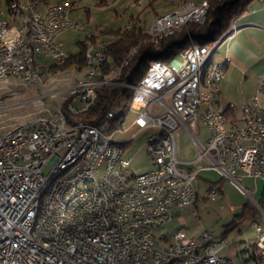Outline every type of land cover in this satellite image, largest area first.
<instances>
[{
    "label": "built area",
    "instance_id": "1",
    "mask_svg": "<svg viewBox=\"0 0 264 264\" xmlns=\"http://www.w3.org/2000/svg\"><path fill=\"white\" fill-rule=\"evenodd\" d=\"M41 1L54 2V11H34L29 0L17 1L23 4V14L16 35L7 34L8 12L0 22L5 24L0 47H7V54L0 55V72L12 76L13 87L22 93H29L33 87L41 92L40 82L51 70L48 59L52 64L67 61L69 54L56 39L66 29V22L84 29L83 23L69 16L81 7V1ZM204 7L206 0H192L175 12L157 17L153 29L179 23L180 16L203 20ZM35 27H42V34H35ZM233 29L232 24L208 44L191 43L174 61L148 64L143 78L132 87L131 108H127L134 114V135L122 137L126 112L118 102L101 117L89 120L86 130L73 131V137L57 143L56 150H45L47 135L66 128L64 118H76L80 107L94 104L95 93L103 85L97 84L93 72L88 81H72V77L60 81L47 102H41L42 110L31 122L0 127V264H238L220 254L229 241L207 230L197 235L183 229L170 234L158 232L176 210L194 202V181L204 165L214 168L222 179L233 181L246 194L242 175L264 183V73L244 115L234 120V127H227L223 119L214 121L206 109V102H214L216 114H221L217 102L224 76L222 66L212 62L205 72L203 92H196L194 87L205 49L214 48L215 52ZM23 32H30L28 60H32V75L15 79V71L23 68L18 65ZM108 45L92 46L90 62L102 64ZM41 48H48V55H41ZM37 57L42 60L37 61ZM89 80H96V87H89ZM114 87L124 88V81ZM8 95L0 94V100ZM8 104L23 103L16 98V103ZM112 112H119V125L112 136H104L101 123ZM198 122L208 131L204 143L196 137ZM180 127L197 147L195 165L189 170L179 168L182 161L175 154L174 133ZM144 130L151 166L135 172L124 147ZM107 137H116V144L106 145ZM78 149H85L84 163L56 181L40 214L38 237H30L28 223L36 189L51 168L73 160ZM206 194L216 200L219 187H208ZM253 203L260 207L255 200ZM253 227L255 238L242 244L240 254L243 264H264V231L258 222H253ZM178 234L189 235V242H179Z\"/></svg>",
    "mask_w": 264,
    "mask_h": 264
},
{
    "label": "crops",
    "instance_id": "2",
    "mask_svg": "<svg viewBox=\"0 0 264 264\" xmlns=\"http://www.w3.org/2000/svg\"><path fill=\"white\" fill-rule=\"evenodd\" d=\"M144 1L145 0H142L141 2ZM168 1L169 0H164L165 3ZM170 1H175V6L169 10L176 8L183 0ZM2 2L4 4L7 3L6 0H0V3ZM157 2H159V10L153 6L154 3ZM85 3L86 2L84 0H81V7L72 11L78 12V14L83 13L84 11L86 19L88 20L89 11L87 9H90V7H86L84 5ZM94 3L102 7L110 6V8L114 9V16H116L118 14L116 5L125 3L127 4L126 7H129L130 0H95ZM132 3H136L135 0H132ZM147 5L153 8V17L157 14L169 11H162L164 4H162L160 0H148ZM130 18H134L135 20L139 19L138 16L134 17L132 15L129 17V19ZM232 24L234 25V29L227 37L223 38L219 42L216 49V51L219 52V60L216 63H219L222 66L224 74L219 86V98L217 104L221 110L226 112L230 119L237 120L244 115L245 109L247 108V105L249 104V101L257 87L259 77L264 73V2L253 1L245 11H243L234 19ZM103 27L104 29H110L106 28L105 26ZM92 34H86L84 37ZM101 34L105 36L101 39L105 38L112 40L115 38V36L107 33ZM97 39L98 37L96 40ZM41 60V57H37V61ZM214 106L216 107V104ZM228 117V121L230 123H234V121L230 120ZM174 137L175 154L176 157L182 161V163L179 164V168L182 170H189L195 165L193 160L197 154V147L182 127L175 131ZM196 137L200 142L204 143L208 138V131L206 136H203V138L199 137L198 135H196ZM150 166L151 163L148 160V163L146 162L145 167L137 169L135 172H143L149 169ZM243 178H247V180L251 181V184L254 187L253 189L258 195V198L256 200L253 199L252 202L254 200L257 201L263 198L264 183L259 179H253L246 175H242L241 181ZM223 180L224 179L220 177L219 173L214 168L204 165V167L199 170L198 177L194 181L196 192L194 202L191 205L178 209L173 213L171 220L166 225H164L166 230L165 233L170 234L176 229H183L188 234L197 235L201 231L207 230L216 237H223L226 239L230 231L237 229L241 223L246 221L242 220L232 230L226 234H223L225 225L231 222L236 215L241 213L244 203L249 200L246 199L244 202H242L241 193H237L236 195L227 194L224 190ZM212 185H217L219 187V196L214 201L210 200L206 194L208 187ZM223 200L226 201L228 206L233 211L234 209L239 210L238 212L234 213L232 219L223 226L221 234L215 235L213 228L220 221V213L217 212L215 203L221 202ZM239 206L240 208H238ZM187 216H190L189 222L186 219ZM249 221L250 225L247 230L249 231L248 236L238 239V241H229L230 244L225 246L220 251V254L223 256L232 257L238 264L244 263L240 254L241 245L245 241H249L251 243L256 235L255 228L253 227V222L255 221ZM260 226L264 231V225L260 224ZM237 230L238 233H241V230Z\"/></svg>",
    "mask_w": 264,
    "mask_h": 264
},
{
    "label": "rangeland",
    "instance_id": "3",
    "mask_svg": "<svg viewBox=\"0 0 264 264\" xmlns=\"http://www.w3.org/2000/svg\"><path fill=\"white\" fill-rule=\"evenodd\" d=\"M31 1H34V0H31ZM78 1H81V0H78ZM84 1L86 2L84 5L86 7H90V9H87L89 11V19L88 20L86 19L84 11H83V13H79V14H78V12L72 11L70 13V17L77 22L83 23L84 27L86 25L85 29L79 30L76 27H67L65 30L59 32L56 35V39L62 42L64 50L68 54L78 51L77 42L79 40L83 39L84 35H86V34H92V33L93 34H99V36H98L99 40L97 39L96 41H94V43L99 42L101 38L105 37L104 35L101 34L102 32H100L98 30L99 26H101L102 28H103V26H105L106 28L115 29V28L123 27L127 23V27L130 28L129 25H131V23H129L128 21L130 19H134V18L129 19V17L132 15L134 17L138 16L139 19L138 20L136 19L137 24L144 27L145 31H146L149 23L154 19V17L157 15H160V14H157L153 17V8H151L150 6L147 5L148 0H145L144 2H141L142 0L141 1L136 0L135 1L136 3H132V0H130L129 7H126L127 4H125V3L117 4L116 10H117L118 14L116 16H114V9L110 8V6H104V7L98 6V5H96V3H94L95 0H84ZM160 1L162 2V4H164L162 7V11L169 10L170 8H173L175 6V1L169 0L166 3L164 2V0H160ZM186 1H192V0H183L181 2L185 3ZM50 3L48 2V4H50ZM158 3L159 2L154 3V5H153L157 9L159 8ZM182 3H180V5H178L176 8H174V10L178 9ZM12 5L13 4H10V3L9 4H6V3L4 4L3 2L0 3V7H1L0 9H2V11H3L2 15L0 16V19L3 18L4 12H8L7 6L11 7ZM172 10L173 9L166 11V12H163V13H161V15L168 13ZM9 19H10V17L8 16V20ZM14 24H15V22L12 25L11 24H9V25L16 27ZM184 26H182V27H184ZM11 33H12V31H10V34ZM107 40H109V43H110L111 39H107ZM94 43L93 42L88 43L86 48H85V51L87 50V48L90 45H92ZM133 48H135V50L131 51V50H133ZM133 48H131L129 50L127 57L125 59H127V58L129 59L130 55H132L133 52L136 51V47H133ZM106 58H107V53L105 56V60H106ZM211 59L213 62H217L219 60V52L213 51L211 54ZM105 60L102 62V66L107 67V68L109 67V69H110L113 64H111V65L109 64L110 65L109 66L108 64H106ZM46 62L48 65H51V66H61L62 65V64H59V65L55 64L54 65V64H52L51 60H49V59ZM84 62H85V53H84ZM84 62L81 65H73L65 71H60L59 69L56 70L54 67H51V71H53V72L47 74V77L44 79L43 82H40V85L42 83H45L44 91L46 93H48L49 91H51V89H54V87L59 85L60 81H65L69 75L76 74L78 72V69L82 70L81 67L84 66V64H85ZM115 66H117V65H115ZM117 67H119V66H117ZM59 76H62V78L58 80ZM15 79H18V78H15ZM53 81H54V83H53ZM9 88H11V91H9ZM40 89H43V86H40ZM29 90H30L29 93H22V91H20V89L18 87H13V78L12 77L0 80V94H7V95L10 93L14 94V95L6 96V102L5 103H8L9 101L10 102L11 101L16 102V98L20 99V103H23V104H17L16 106L9 108L8 109L9 112H7L5 114L2 113V117H0V125L4 126L6 124H11L12 122H20L21 120H24V118L25 119L28 118L29 114L38 112V109H40L42 106L39 105L40 103L36 104V101L39 100L37 88L33 87ZM96 97H97V95H96ZM49 98H50V95L44 96L42 98V101L47 102V100ZM120 106H122V108L126 112L125 120L122 124V128H126V131L124 132L122 137L134 135L137 131V128L131 125V120H132L134 114L131 111L127 110V108H129V101H127V100L123 101ZM88 107H86V109ZM86 109H84V110H86ZM84 110H81L80 113L83 112ZM117 113L118 112H116L115 114H117ZM77 114H79V113H76V115ZM116 118H117V116H116ZM117 122L118 121H116V120H112L111 129L109 131L110 135H112L115 127L118 126ZM198 123L199 124H197L196 135L203 138V136H206V134H207V129L205 128V126L203 124H201V122H198ZM146 133H147V131L144 130V131H141L140 133L136 134L133 137V139L124 147V155L130 157V168L134 171L137 169L145 167L146 162L148 163V160H149L147 153H146V146L144 143L145 138H146ZM113 138H114L113 140L116 141V137H113ZM223 182H224V190L227 194L236 195L237 193H241L242 202H244V200H246V199H249L248 201H252L253 199L256 200L258 198L256 191H254V189H253L254 187L252 186L251 181L247 180V178H243V180L241 181V184L247 189V194L242 192V190L238 187V185L235 184L233 181L228 180V179H224ZM240 206H241V203H240ZM240 206L238 208H240ZM215 208H216L217 212L220 213V215H219L220 221L218 222V224L216 226H214L213 231H214L215 235H220L222 230H223V226L232 219L233 214L238 212L239 209H237V210L234 209V211H233L228 206L226 201H224V200L221 202L215 203ZM257 209L262 213L261 218L259 219V224L264 225V204L262 205V209L260 207H257ZM186 219L189 222L190 216H187ZM249 225H250L249 220L244 221L237 228V229L241 230V233H238L237 229L232 230L227 235L226 240L227 241H231V240L238 241V239L245 238L246 236H248V233H249V231H247L249 228ZM158 232L165 233L166 232L165 227L164 226L160 227Z\"/></svg>",
    "mask_w": 264,
    "mask_h": 264
},
{
    "label": "trees",
    "instance_id": "4",
    "mask_svg": "<svg viewBox=\"0 0 264 264\" xmlns=\"http://www.w3.org/2000/svg\"><path fill=\"white\" fill-rule=\"evenodd\" d=\"M17 1L6 0L8 4L17 3ZM253 1L264 2V0H207L203 24L187 22L184 27L177 28L168 35L157 37L149 36L145 28L137 24V20L135 19L128 21L131 23L129 25L130 28L127 26L115 29L103 28L99 31L115 36L108 45L106 64L119 66L127 57L129 50L136 47V51L130 56L127 64L123 66L120 74L121 81L135 85L143 78L151 61L160 60L161 62L169 63L178 56L181 49L191 43L208 44L218 39L230 28L234 19L245 11ZM97 37L98 34L85 36L77 42L78 51L69 53V57L64 64L51 67H54L56 70L65 71L73 65H81L84 62V51L87 44L96 41ZM102 68L104 70L107 69V67L103 66ZM131 94L132 91L125 87L103 86V88L97 91V97L93 105L77 114L76 118H67V120L71 123H88L89 120L101 117L116 103L119 102V105H121L123 101H129ZM224 113L226 114V112ZM116 116H119V112ZM256 202L262 209L264 196ZM261 214L255 204L247 200L242 207L241 213L225 225L223 234L232 230L242 220L258 222Z\"/></svg>",
    "mask_w": 264,
    "mask_h": 264
},
{
    "label": "bare ground",
    "instance_id": "5",
    "mask_svg": "<svg viewBox=\"0 0 264 264\" xmlns=\"http://www.w3.org/2000/svg\"><path fill=\"white\" fill-rule=\"evenodd\" d=\"M207 1V0H206ZM192 1H186L183 4H187ZM50 3V2H49ZM57 3H69V0H57ZM13 4L11 7L7 6L8 16L10 17L9 24H13L15 22V26L11 25L7 26V34L8 35H16V31L19 30L20 22H22V14H23V4L11 3ZM180 5V4H179ZM29 7L33 8L34 11H54V2L48 4V2H42L41 0H29ZM178 9H173L170 12H175ZM2 9H0V16L2 15ZM168 12V13H170ZM167 14V13H165ZM205 14H206V7L203 8V20L197 19L192 16H180L179 23H172V24H165L162 25L160 28H154V21L160 15L154 17V19L149 23L146 31L148 32L149 36L157 37L161 35H168L173 30L177 28H181L187 22H195L197 24H202L205 21ZM163 15V14H162ZM2 19H0L1 22ZM67 27H76L79 29V26L76 25L75 22H66ZM104 28V27H103ZM101 26L98 27V30L103 29ZM151 29V30H149ZM10 31L12 33L10 34ZM5 32V24H0V36ZM35 34H42V27H35ZM94 43V42H93ZM109 40L103 39L99 42H96L90 45L85 53V64L81 67L82 70L78 69V72L74 75H69L68 77H72V81H88L90 77V72H93V77H97V84L105 86H117L121 85L123 81L120 80L121 69L127 63V59L119 65V67L115 66L114 64L109 69V67L104 70L101 64H94V62H90L93 57V49L92 46L95 45H102L108 44ZM191 45V44H190ZM135 48H133L134 51ZM214 51V48H207L205 52H203L202 61L200 64V69H196V77L194 79V87L196 92H203V86L205 84V72L211 69L212 60L211 54ZM30 53V32H23V44L21 48H19V57H18V65H23V68H18L15 71V78L24 79L29 75H32V60H28V55ZM134 53V52H133ZM7 54V47H0V55ZM41 55H48V48H41ZM131 56V55H130ZM173 59L172 61H174ZM65 61L55 63L57 65L63 64ZM161 62L160 60H153L150 64H155ZM54 64V65H55ZM110 66V65H109ZM74 70V69H73ZM53 71L50 70L49 73ZM48 73V74H49ZM12 76H6V72H0V80L7 79ZM67 77V78H68ZM62 76H59L58 80L61 79ZM142 79V78H141ZM43 82V81H42ZM54 83V81H53ZM134 84L124 82V87L132 91V87ZM40 86H43L41 92H38L39 100L36 101V104L42 106V98L44 96L50 95V91L46 93L44 91L45 83H42ZM89 87H96V80H89ZM53 90V89H51ZM97 93H95L94 100L96 98ZM6 100H0V117H2V113L9 112V108L16 106L17 104H8V103H16L14 101H9L5 103ZM214 102H206V109L208 112L209 117H214V121H221L223 119L224 123L227 127H234V123H230L225 115V113L221 110V114H216V107L214 106ZM88 106L80 107V111L86 109ZM129 108H131V98L129 99ZM42 107L38 109L41 111ZM116 112H112L110 116H106V120L101 123V130L104 136H112L109 134L111 129L112 120L118 121L119 125V117L116 118ZM32 118H36V113H32L28 115V118H24L21 120L22 122H31ZM19 121V120H18ZM20 121V122H21ZM89 122V121H88ZM2 124V123H1ZM3 125H0V127ZM63 126L66 128L56 129L50 135H47V142H45V150H56V144L62 141L65 138L73 137V131H84L87 128V123L80 122V123H69L67 118L63 119ZM114 132V131H113ZM113 137L106 138V145H115L116 141L113 140ZM85 161V149H78L77 155L73 160H68L61 162V164L56 165L54 168H51L50 173H47L45 179L40 187L36 189L35 192V201L34 206L32 208V212L29 216V223H28V234L30 237H38V222L40 221V214L43 212V205L47 199V196L50 194L52 189L55 187L56 181L61 180L65 177L69 171L73 168L79 167ZM178 241L179 242H189V235L187 234H178Z\"/></svg>",
    "mask_w": 264,
    "mask_h": 264
}]
</instances>
